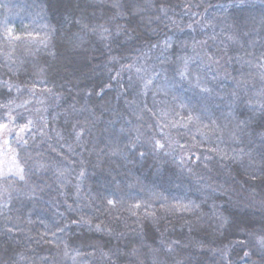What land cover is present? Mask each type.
Returning a JSON list of instances; mask_svg holds the SVG:
<instances>
[{"label": "trees", "instance_id": "1", "mask_svg": "<svg viewBox=\"0 0 264 264\" xmlns=\"http://www.w3.org/2000/svg\"><path fill=\"white\" fill-rule=\"evenodd\" d=\"M0 124V264H264V0H0Z\"/></svg>", "mask_w": 264, "mask_h": 264}, {"label": "rangeland", "instance_id": "2", "mask_svg": "<svg viewBox=\"0 0 264 264\" xmlns=\"http://www.w3.org/2000/svg\"><path fill=\"white\" fill-rule=\"evenodd\" d=\"M4 125L7 127L0 129V175L20 174L21 168L17 162L11 141L21 137L25 129L16 128L10 124ZM21 129H23V131Z\"/></svg>", "mask_w": 264, "mask_h": 264}, {"label": "snow or ice", "instance_id": "3", "mask_svg": "<svg viewBox=\"0 0 264 264\" xmlns=\"http://www.w3.org/2000/svg\"><path fill=\"white\" fill-rule=\"evenodd\" d=\"M180 75L181 76H184L185 75V73L184 72H181L180 73ZM151 83V81H148L147 83H146V86H147V84H150ZM11 86H9V88H10ZM29 123H31L30 121H29ZM7 126L6 125H4V124H0V129H3V128H6ZM25 127H27V125H25ZM22 131H23V129H21ZM161 147H163V145H160Z\"/></svg>", "mask_w": 264, "mask_h": 264}]
</instances>
